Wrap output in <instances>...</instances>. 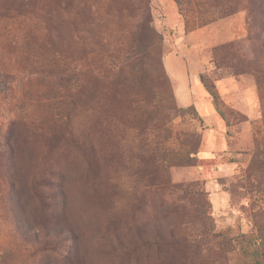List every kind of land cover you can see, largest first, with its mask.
<instances>
[{"label":"rangeland","instance_id":"obj_1","mask_svg":"<svg viewBox=\"0 0 264 264\" xmlns=\"http://www.w3.org/2000/svg\"><path fill=\"white\" fill-rule=\"evenodd\" d=\"M0 264H264V0H0Z\"/></svg>","mask_w":264,"mask_h":264},{"label":"trees","instance_id":"obj_2","mask_svg":"<svg viewBox=\"0 0 264 264\" xmlns=\"http://www.w3.org/2000/svg\"><path fill=\"white\" fill-rule=\"evenodd\" d=\"M200 81L203 84L206 92L209 94V96L211 97L212 100V104L215 108V110L220 114L219 111V106H220V102H219V97L217 95V93L214 90L213 86L208 85L203 77H200ZM41 201V198H40ZM48 243V242H47ZM44 244L45 246H42L40 248L37 249V252H45L47 254H54V255H59V248H57V246L59 245H48V244Z\"/></svg>","mask_w":264,"mask_h":264},{"label":"crops","instance_id":"obj_3","mask_svg":"<svg viewBox=\"0 0 264 264\" xmlns=\"http://www.w3.org/2000/svg\"><path fill=\"white\" fill-rule=\"evenodd\" d=\"M197 86H198V85H197ZM193 103H194V102H193ZM193 103H192V104H193ZM195 104L197 105V103H195Z\"/></svg>","mask_w":264,"mask_h":264}]
</instances>
